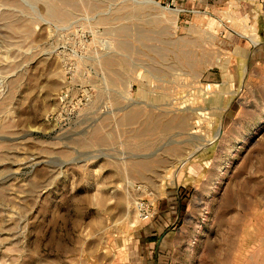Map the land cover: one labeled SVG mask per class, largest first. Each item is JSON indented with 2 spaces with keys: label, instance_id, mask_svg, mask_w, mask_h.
Returning a JSON list of instances; mask_svg holds the SVG:
<instances>
[{
  "label": "rangeland",
  "instance_id": "374dc122",
  "mask_svg": "<svg viewBox=\"0 0 264 264\" xmlns=\"http://www.w3.org/2000/svg\"><path fill=\"white\" fill-rule=\"evenodd\" d=\"M0 264H264V0H0Z\"/></svg>",
  "mask_w": 264,
  "mask_h": 264
}]
</instances>
